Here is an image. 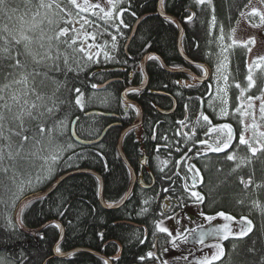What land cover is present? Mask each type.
I'll return each instance as SVG.
<instances>
[{"label": "trees", "instance_id": "trees-1", "mask_svg": "<svg viewBox=\"0 0 264 264\" xmlns=\"http://www.w3.org/2000/svg\"><path fill=\"white\" fill-rule=\"evenodd\" d=\"M68 14L81 18L82 13H86L91 18V23L87 27L95 29L100 41L106 39L112 40V32H116L109 22L103 18V8H89L87 12L82 11L81 7L70 3V0H58ZM96 2V0H95ZM249 0H211V3L196 5L194 0H167L169 7L164 8L166 12L177 16L183 26V46L187 54L192 58H201L206 56L211 49L213 36L210 34V21L214 16L217 24L224 27L227 34H230L245 9L244 5ZM24 0H10L9 8L19 11H9L7 15L0 12V28L7 25L10 29H19L20 21L18 17L23 15L28 7ZM158 0H131L130 12H135L132 16L129 13L124 14V22L129 25L128 28H121L123 35L116 39V55L112 59H100V63L89 61L84 53L73 51L67 48L65 44L60 45L62 52H67L70 58L71 66L76 67L78 61L83 66L82 70L69 72L65 75H58L56 80L60 85L52 81H45L40 91L51 94L59 87L57 95L65 98L69 102L62 107L57 119L70 118L67 121V128L64 134L53 133L54 143L46 145L54 151L56 145L66 146L73 144L74 149L64 151L61 158L53 166L54 171L50 179L34 188L26 189L22 193L11 185L7 179L0 174V226L5 223V214H11L16 203L25 195L36 192L48 186L60 173L75 167L77 165L92 166L98 169L105 178V195L108 200L116 201L118 196H122L129 183V173L125 163L117 154L116 143L120 133L119 126L109 128L104 138L92 145H79L74 142L70 132L72 115L78 116L77 132L84 138H93L100 134L106 123L107 117L101 115H85V110L94 105H102L106 109L117 111L120 114V121L123 124L130 122L134 116L135 107H129L128 112L123 114L119 109L117 91L122 81L112 82L109 86L98 90L93 88V84L107 75L106 67L118 65L125 67V70L119 73L124 80L127 78V72H133L134 80L138 81L142 77L141 64L139 62L142 53L147 51L157 52L162 55L168 64L177 66L185 64L181 56L178 45V26L171 23L168 17L161 15L157 11ZM143 5V7L141 6ZM123 6H129V0H124ZM103 9L104 11H101ZM57 20H64V13L56 9ZM143 12H152L146 16L138 25V28L128 45L127 55L123 45L126 40L132 23L136 17ZM195 12L196 16L192 22L186 21V16ZM93 13H96L94 15ZM11 16V19L8 17ZM25 20L29 17L25 16ZM39 19V18H38ZM64 23H60L62 27ZM44 31L48 35H53L54 30H58L55 25H48L47 21L43 24ZM99 33V34H98ZM6 35V33H0ZM32 35V33H29ZM19 33H17V38ZM72 33L68 34V41L71 42ZM103 42V41H102ZM3 42L0 41V46ZM147 45H150L148 47ZM75 47L78 49V43ZM23 51V49H21ZM36 51V49H34ZM15 54V53H13ZM206 58V57H205ZM22 62L31 65L30 58H22ZM7 61L0 60V65ZM149 74L148 85L142 91H132L131 96L140 102L144 108V120L141 123L144 136V154L147 155L146 165L141 167L139 157L142 154V143H137L135 139H141V134H135L139 129L131 130L124 138L125 152L139 173L144 176V182L155 181L150 188L137 185L127 201L118 207H104L98 200V188L96 177L88 173H74L64 178L50 194L32 199L25 205L23 210V222L27 226H37L48 219H59L65 227V235L60 241V248L65 251L73 246H88L100 249V234L106 237H115L122 243V251L119 257L113 259V264H154L156 257L153 251L155 241L158 242V248L167 240V234L159 232L154 222L163 216L162 209L167 206V216L178 214L180 206L184 202L195 201L190 196L194 190L199 191L204 197L203 208L210 213L226 212L233 215H244L252 221L253 231L243 239H236L232 244L231 240H226V246L230 251V256L225 264H261V257L264 256V152H259L253 156L247 147L238 145V137L243 130L240 120L243 116L236 112V108L241 106V88L247 86L246 77L249 72L247 50L243 45H233L230 56V113L229 120L234 131V140L230 149L215 153L210 150L201 151L205 145L199 143L200 140H207L208 144L214 145L218 136L222 134L218 131H212L213 122L206 123L202 119L199 104V95L207 90V83L195 82L192 84H183L182 86L172 82V73L163 68L159 58L147 61ZM31 70V67H29ZM19 71L15 78L19 79ZM12 79V78H9ZM41 77H37L39 84ZM256 86L250 93H258L264 85V71L257 69L254 74ZM5 79V73L0 70V86L8 83ZM191 85V86H189ZM23 84L13 85V90L22 89ZM156 87L171 92L177 99V106L173 112L164 113L157 109L160 106L164 109L173 107L172 97L166 95H151L149 89ZM79 88L84 93V108L81 110L75 105L76 93L70 91ZM187 105V108L185 107ZM130 116L131 118H128ZM184 121V124H180ZM199 121V122H198ZM52 126L49 121L48 127ZM207 132L206 136L204 133ZM155 134V139L153 136ZM167 137V140H165ZM167 144L168 147H164ZM157 145H160L157 151ZM179 147L180 151H176ZM230 152L235 153L234 160H228L226 157ZM199 153V155L197 154ZM75 154V155H74ZM73 159L69 160L68 157ZM253 158L251 161L249 159ZM189 159V161H188ZM192 160V162L190 161ZM39 161L37 166H39ZM245 164V165H244ZM195 165L199 174L189 171V166ZM239 165V167H237ZM35 175L36 169H28L23 178L27 179V172ZM252 178V184L245 187L241 183V178L247 182ZM8 185V190L5 189ZM164 189H168L167 192ZM18 195V199L15 198ZM13 200H15L13 206ZM148 203L145 204L144 201ZM243 201L240 203L238 201ZM256 201L259 206H254ZM141 209H147L141 212ZM63 212L60 216L58 213ZM124 220L140 223L135 225L127 223ZM71 222V223H69ZM36 239L32 234L18 228L14 238L16 244L14 249L8 251L13 256H19L20 251L28 257L27 264H43L44 258L52 253L55 243L59 237V228L55 224H49L39 231ZM43 237V239H41ZM143 241V243H141ZM255 242V243H253ZM235 245V247H233ZM249 248H254L250 252ZM118 249L111 243L104 247V252L112 254ZM149 252L154 256L149 257ZM61 254V252H60ZM60 254L54 255L47 260V264H104V260L88 251H78L68 256ZM144 257L143 260L140 258Z\"/></svg>", "mask_w": 264, "mask_h": 264}, {"label": "snow or ice", "instance_id": "snow-or-ice-1", "mask_svg": "<svg viewBox=\"0 0 264 264\" xmlns=\"http://www.w3.org/2000/svg\"><path fill=\"white\" fill-rule=\"evenodd\" d=\"M26 5H32L33 0H24ZM109 5V10L104 11V17L113 27L118 35H123L121 28H128L124 22L123 16L130 12L131 0H129V6L125 8L123 6L124 0H107ZM196 5H204L206 3H211V0H194ZM10 0H0V12H4L6 15L9 11L17 12L18 8L10 9ZM70 3L77 8L81 5L77 0H70ZM260 3L264 5V0H260ZM252 0H249L248 4L244 5L245 8L251 7ZM85 5L82 8L83 12H87L89 7L100 8V4L95 5L88 4V0H85ZM143 7V5H141ZM169 7L167 0H159L158 9L161 10V15H165L162 11L164 8ZM56 9L60 12L65 10L61 7L58 0H35V4L32 7H28L23 15L18 17L20 21L19 29H10L7 25L0 28V33H6V35H0V41L3 42L0 46V60L7 61L6 64L0 65V70L5 73V79L9 80L8 83L0 86V174H2L7 181L15 186L18 192L22 193L26 189L34 188L40 184L46 182L51 178L54 165L61 158L64 151L74 147L73 144H67L66 146L56 145L54 151L47 147L46 145H52L54 143L53 133L58 132L64 134L67 128V118L57 119L58 114L62 111V107L69 101L61 96L57 95L59 87L53 91L50 95L40 91V88L44 86L45 81H52L60 85V82L56 80L58 75H67L72 71L82 70L83 66L76 62V67L71 66V61L67 52H62L60 49L61 44H65L67 48H71L74 52H85L86 47L81 44L79 49L75 47L76 40L73 39L71 42L68 41V34L74 29L69 27H59L60 23L70 24L69 20H57L56 16L58 13ZM96 15V13H93ZM132 16H135V12H130ZM69 15H71L69 13ZM245 13L241 12V16ZM249 19H258L259 23L253 24V27H264V9L251 7L250 13L247 14ZM28 16L29 19L25 20L24 17ZM196 16L195 12H191L186 16L187 22H192ZM11 19V16L8 17ZM39 18V19H38ZM169 22L176 23L173 17H168ZM47 21L48 25H55L58 30H54L53 35H48L43 28L44 22ZM87 22V21H85ZM213 23H215V17H213ZM222 31V28H221ZM17 33L19 37L17 38ZM32 33V35H29ZM95 39V37H93ZM255 42V38H250V40L244 45L246 48L249 44ZM235 43V42H234ZM150 47V45H147ZM89 49L93 47L92 45L87 46ZM98 47V46H96ZM112 48H116V36L112 37ZM23 49V51H21ZM36 49V51H34ZM251 51V48H248ZM15 53V54H13ZM96 56L99 55L97 52ZM27 57L31 60V65L29 66L26 62H22V58ZM105 60L112 59L108 51L104 52ZM147 59L154 60L158 57L149 55ZM88 60L93 63H100L99 59H93V54L89 51ZM261 64H264V57H258L257 61L254 62L256 68H260ZM31 67V70H29ZM252 66H249V72L246 77L247 86L246 88H241L240 84L236 87L241 89V97L238 99L242 100V104L245 106L237 107L236 112L240 113L243 117H251L252 123L246 124L243 119L240 120V124L243 125V130L240 132L238 137V145L245 146L248 148L249 152L255 156L259 152H264V131H259L260 124L256 122V111H255V101H259V117L260 121L264 122V88L260 89V95H244V93L251 90L256 86V80L251 71ZM19 71L20 78H15L17 72ZM37 77H41L39 84H37ZM12 78V79H9ZM227 79V77H224ZM194 79H196L194 77ZM179 83V82H178ZM23 84L22 89L13 90V85ZM191 86V85H189ZM92 87L95 89L97 85L93 84ZM76 93L75 105L81 110L84 108V93L81 92L79 88L72 89ZM222 104H226L227 101L223 96L219 97ZM127 107V101H123ZM187 108V105H185ZM212 107V104H209ZM220 113L224 116H228L229 113L226 108L221 107ZM202 119L206 123H210L209 117L207 115H202ZM79 117L71 121L72 125L75 126L78 122ZM49 121L52 122V126L48 127ZM199 122V121H198ZM180 124H184V121H180ZM212 131H218L222 136H218L216 143L214 145H209L207 140H200L199 143L206 145L210 151L215 153L223 152L225 149H230L232 146V141L234 138V131L231 124L224 123L216 125ZM251 130V136H246V133ZM206 136L207 132L204 133ZM76 131L73 127L71 131V136L76 137ZM155 139V134L153 136ZM167 140V137H165ZM86 143H92V141H87ZM160 145H157V151L160 149ZM164 147H168L167 144ZM176 151H180L179 147ZM199 155V153H197ZM75 155V154H74ZM228 160L235 159V153L230 152L227 157ZM72 160L73 157H68ZM39 166H37V162ZM239 167V165H237ZM36 169L35 175L29 171L27 172V179L23 176L28 169ZM189 171L194 172L196 175L199 174V170L195 168V165L189 166ZM241 183L245 184L247 188L248 185L252 184V178L249 177L247 182L241 178ZM258 187H264V185H258ZM5 189L8 190V185H5ZM165 192L168 189H164ZM192 198L199 203H203L204 197L201 193L192 191L190 193ZM18 199V195L15 197ZM32 199H40L39 196L33 197ZM0 202H3L0 200ZM30 201H25V204ZM243 203V201H238ZM15 200H13L14 206ZM145 204L148 203L147 200L144 201ZM254 206H259L256 201H253ZM111 207L112 205H107ZM23 205L21 206V209ZM264 210V208H262ZM147 209H141V212H146ZM63 216V212L58 213ZM161 215L165 218L172 219V217L167 216V206L162 209ZM200 215L204 216L203 212ZM222 217L228 221H234L236 218L226 214L225 212H217L214 216H205V219L209 222L214 221L216 217ZM5 223L0 226V264H27L28 257L23 251H20L19 256H13L9 249H14L16 240L14 238L16 230L22 225L20 220V214L17 213L15 221L11 214H5ZM71 223V222H69ZM156 229L161 233H166L170 238V243L173 248H179L181 242L186 243L188 240V235L196 233V229H177L175 230V235L173 231H170L163 224V219L154 222ZM239 225V230L233 232L232 229L224 224L220 227L210 226L204 229L201 226V230L198 235L194 236L197 243L204 244L205 237H219L222 240H228L230 237L243 239L249 233L253 231V224L251 220L247 217H241L237 221ZM56 228H62L59 223L55 224ZM188 232V235H184ZM101 239H103V233L100 234ZM43 239V237H41ZM143 243V241H141ZM255 243V242H253ZM211 247L215 248L216 251L210 256H205L196 261V264H213L214 261L220 260L225 252L223 245L221 243H216ZM235 247V245L233 246ZM56 253L61 252L60 242L54 249ZM250 252H254V248H249ZM149 257L154 256V253L149 252L147 254ZM191 255V252H189ZM141 260L144 257L140 258ZM185 261L188 260L187 256L180 257ZM104 264H109L106 259ZM167 264V262H165ZM261 264H264V256L261 257Z\"/></svg>", "mask_w": 264, "mask_h": 264}, {"label": "bare ground", "instance_id": "bare-ground-1", "mask_svg": "<svg viewBox=\"0 0 264 264\" xmlns=\"http://www.w3.org/2000/svg\"><path fill=\"white\" fill-rule=\"evenodd\" d=\"M99 3L101 8L104 9V6H106L107 4V0H103V1H100V0H96V4ZM65 11L63 12L64 13V20H69L71 21L70 24H64L62 27H69L70 29H74V31H70L69 33H72V37L70 40H73L75 39L76 42L78 43V49L80 47L81 44H84L85 47H86V51L83 52L85 54V56L88 58V53L89 51L93 54V59H100L104 57V52L105 51H108L111 55V57H114L116 55V49H117V44H116V48L113 49L112 48V40L110 41H107L106 39L100 41L98 36H97V32L95 29H92V28H89L87 27V24L91 23V18L88 14L86 13H82L83 17H84V21H79V20H76L74 19L71 15L68 14V11L63 7L61 6ZM84 6H82L83 8ZM89 8H92V7H89ZM106 10V9H105ZM107 11V10H106ZM144 13V12H143ZM143 13L139 14L136 19L134 20V22L132 23V26H131V29L128 33V35L126 36V40H125V43L123 45V48H124V51L127 55H129L128 53V45L130 44V41L129 43L127 44V40H128V37L131 33V30L133 28V25L134 23L136 22L137 18L140 17ZM144 20V18L142 19ZM87 21V22H85ZM141 23V22H140ZM139 23V24H140ZM138 28V26H137ZM136 28V30H137ZM136 32V31H135ZM99 34V33H98ZM135 34V33H134ZM227 34V33H226ZM112 36H116V39H118V36L116 34V32H112ZM134 36V35H133ZM93 37H95V39H93ZM133 38V37H132ZM131 38V39H132ZM93 42V43H92ZM93 45V47H91L90 49L87 47L89 45ZM183 45V43H182ZM98 46L100 49H97ZM212 46H214L211 51L204 57H201V58H198L197 59V64L202 66V67H199L197 69H192L191 67L187 66V65H184V64H180V67H179V70L178 71H171V73L173 74L172 77H171V80L172 82H174V80L176 82H181L179 85L182 86L183 84H192V83H195L197 81V79H199L203 74H205L206 72V69H205V66L207 65H213L215 62H216V57H215V54L217 51L220 50V46L219 44H216V42L213 44L212 43ZM99 53L98 56H96L95 54L96 53ZM149 52V51H147ZM153 52V51H152ZM162 56V55H161ZM157 57V56H156ZM205 57H207L208 59H206ZM144 58V53L141 54L140 56V59H139V62L141 64V61L142 59ZM159 58V57H158ZM160 60V59H159ZM165 60V59H164ZM166 62V60H165ZM160 63L162 64L161 60H160ZM167 63V62H166ZM168 64V63H167ZM163 65V64H162ZM169 67H172V68H177L178 66H170V64H168ZM142 69V67H141ZM105 70L108 72L107 75L102 79V81H99L97 84V89L98 90H102L103 88L109 86L112 82H119V81H122V84L120 85V87L118 88V91H117V97H118V102H120V107L119 109L122 110L123 114L125 112H128V109L130 106H134L135 107V111H134V116L132 117V119L130 120V122L126 123V124H123L121 121H120V114L119 112L117 111H112V110H108L106 109L107 107H104L102 105H94L92 106L91 108L85 110V115H101V116H104V117H107L109 122L106 123V125L103 127V129L101 130L100 134L96 137H93V138H84L82 136H80L77 132V129H76V126H77V123L75 125V131H76V137H73V140L74 142H76L77 144L79 145H92V144H96L98 142H100L107 130L113 126H119L120 127V133L117 137V143H116V150H117V154L118 156L121 158V160L125 163L127 169H128V173H129V183H128V186L126 188V190L124 191L123 195L121 196H118V200L116 201H111V200H108L106 195H105V178H104V175L96 168L92 167V166H82V165H77L75 167H72V168H69L65 171H63L62 173H60L59 175H57V177L48 185L46 186L45 188L43 189H40V190H37L35 193H40V192H43L44 190H46L47 188H49L54 182H56L61 176L69 173L67 176H70L74 173H88V174H91L93 176L96 177V180H97V188H98V200L99 202L104 206V207H108L107 205H112L111 207L115 208V207H118L120 205H123L127 199L131 196L134 188L139 185L140 187L144 188V183L146 184V182H144V175L142 173H139V171H137V169L135 168V166L131 163V161L129 160L126 152H125V149H124V138L126 137V135L133 129L135 128H138L139 130L137 132H134L135 134H141L143 136L144 132L142 131L143 128H141V123L138 124V125H135L133 127H131L123 136L122 138V148H123V152L128 160V162L130 163V165L134 168L135 172H136V181H135V184L133 186V189L132 191L129 193V195L127 196V198L125 199V195H126V192L128 191L129 189V186H130V183H131V180H132V173H131V170L128 166V164L125 162V160L123 159V157L121 156L119 150H118V141H119V136L121 134V131L123 130V128H125L126 126L132 124L133 122H135L140 116H142V121L144 120V108L142 106V104L140 102H138L135 98H133L131 96V93L132 91H142L144 93V86L143 87H139V86H142L144 85V71L142 69V77L140 80L136 81L134 80V76H133V72L132 70L127 72V78L126 80L123 79L122 76L119 75V73L123 70H125V67L123 66H118V65H113V66H109V67H106ZM167 70V69H166ZM169 71V70H168ZM194 77L196 79H194ZM149 80V79H148ZM106 82V83H105ZM105 83V84H104ZM101 84H104V85H101ZM148 84V83H147ZM125 90V94L123 96V91ZM219 92L218 91H215L214 90V85H212L210 88H207L206 91H203L201 93H198L199 95V104L200 106H204L203 107V115H207L213 122L215 120L216 117L218 118H223L221 116H219L220 114V110H212V108H210L208 106V101L210 98L214 97L213 95H222L223 92H224V89L222 87L219 88ZM149 93L152 95H166V96H169L171 95L172 93L169 92V91H166L164 89H158L156 87H151L149 89ZM223 91V92H222ZM218 92V93H216ZM126 99H129V100H135L136 102L139 103L140 107H141V110H142V114L140 113V110H138L137 106L132 104V102L126 100ZM123 101H127V107L125 106V104L123 103ZM176 104V102H174L173 104V107L174 105ZM158 107L160 106H157V109ZM172 107V108H173ZM161 108V107H160ZM172 108L170 109H164V108H161L163 111H168V110H171ZM175 109V108H174ZM92 110H98V111H102V112H109V113H112L114 115H105L103 113H88ZM159 110V109H158ZM161 111V110H160ZM162 111V112H163ZM174 111V110H173ZM171 111V112H173ZM164 113H167V112H164ZM170 113V112H168ZM78 116H73L71 117V121L75 120ZM128 118H131L130 116H128ZM68 123L70 122V118H68ZM223 121L225 122H228L229 124L230 123V120H229V115L228 116H225L223 118ZM116 123V124H114ZM72 123L70 124V132L72 131ZM107 128V129H106ZM106 129L105 133L103 134L104 130ZM103 134V135H102ZM100 138V139H99ZM85 140H90V141H93L92 143H85ZM135 142L137 143H142V154L141 156L139 157V162H140V165L141 167H144V136L141 138V139H135L134 140ZM74 148H71V149H68V150H73ZM253 158L249 159V161H251ZM147 161V159H146ZM245 165V164H244ZM67 176H65L64 178H66ZM63 178V179H64ZM62 179V180H63ZM61 180V181H62ZM59 181V183L61 182ZM58 183V184H59ZM155 181H151L150 183H147L149 184L150 186H148V188L152 187L154 185ZM57 184V186H58ZM56 186V187H57ZM55 187V189H56ZM54 189V190H55ZM53 190V191H54ZM100 191L103 192V197H104V201L105 203H103V200L101 199L100 200ZM51 193V192H50ZM48 193V194H50ZM48 194H44V195H41L39 197H42V196H45V195H48ZM23 199L20 198L18 200V202L16 203V205L14 206L13 208V211H12V218H13V221H15V217L17 215V213L20 214V220L22 221V225L26 228H22V227H19L20 229L24 230L25 232H28L30 234H32L36 239L38 238V236L36 235L39 231H41L42 229H44L46 226H48L49 224H56V223H59L60 225L63 226L64 228V233H63V237L61 239V241L63 240L64 238V235H65V227H64V224L62 223L61 220L59 219H48L46 221H44L42 224H39L37 226H27L24 222H23V210L25 208V205L23 206V208L21 209V201ZM188 202H184L182 203V205L180 206V209H182V207L187 204ZM126 221L127 223H131V224H135V225H141L140 223H135V222H132V221H128V220H124ZM45 223H47L46 225H44ZM44 225L41 229L35 231V232H30L29 230H32V229H35V228H38L40 226ZM28 229V230H27ZM61 237V228H59V237H58V240L60 239ZM100 240H101V248L100 249H97V248H92V247H88V246H73L65 251H62L61 250V254L62 256H68V255H71V254H74L75 252H78V251H88L94 255H97L99 256L100 258H102L104 261L107 259L109 261L110 258H112V256H114L115 254H118L119 252L122 251V243L120 242V240H118V238H115V237H106L103 235V239H101V236H100ZM115 244V246L118 247V249H116L115 252H113L112 254H107L106 252H104V247L108 244ZM166 247V240L163 242V244L160 246V248H158V242L155 241L154 243V248H153V251L155 253V257H156V260L158 259V257L161 256V252L163 251V249ZM72 250V252L70 253H67L65 254L66 252ZM54 255H57L55 252H54V248H52V253L48 254L44 260H43V264H47V260L51 257H53ZM113 259L112 258V264H113ZM138 264V263H137ZM141 264V263H139Z\"/></svg>", "mask_w": 264, "mask_h": 264}, {"label": "rangeland", "instance_id": "rangeland-1", "mask_svg": "<svg viewBox=\"0 0 264 264\" xmlns=\"http://www.w3.org/2000/svg\"><path fill=\"white\" fill-rule=\"evenodd\" d=\"M80 2V4L82 6H86L85 5V0H77ZM103 1V0H100ZM88 4H92L95 5L96 2L95 0H88ZM251 7H256V8H262L264 9V5H262L260 3V0H252V4ZM251 7L249 8H245L242 12L245 13L244 16H241L236 23V26L234 27L231 36H228L226 34V32H222L219 35L220 39H215V37L213 38V44L216 41V44H218V40H219V46L222 45V41L223 39L226 40V42L228 43L229 41L231 42H235L238 45H245L250 38H255V42L252 44H249L248 47L246 48L247 50V56H248V65L252 66L251 71L253 73V75L255 74V70L256 69H262L264 71V64H261L260 68H256L254 66V62L257 61L258 57H264V27H253V24L256 23L258 24L259 21L258 19H252L250 20L248 17V13H250L251 11ZM104 9H106L107 11L109 10V5L108 2L106 4V6H104ZM74 19H77V16H73ZM215 23H213L212 21V26ZM230 39V40H229ZM93 43V42H92ZM227 48H228V44ZM92 45V44H91ZM93 46V45H92ZM224 46L220 47V50L216 52L215 54V59L216 62L211 65L212 67V72H211V77L213 79V84H214V90L215 91H220L219 88L222 87L224 89L223 94L221 95H213L214 97L210 98L208 101V106L211 103L212 104V110H220L221 107H224L227 109L228 113H229V102L226 100L225 95L226 94L228 96V92H227V88H228V84H227V80H228V70H229V60H228V54L229 51H224ZM248 48H251V51H248ZM97 49H100L99 47ZM229 50V48H228ZM224 77H227V79H225ZM246 88V87H245ZM264 88V85H263ZM216 92V93H218ZM244 95H254V96H259L260 92H258L257 94H251L248 92L244 93ZM223 96L224 99L227 101L226 104H222L221 100L219 99V97ZM259 101H255V111L256 113H259ZM242 106H244V104H242ZM241 106V107H242ZM219 116L221 117H225L224 115H222L221 113L219 114ZM258 117V115H257ZM257 117H256V122H257ZM223 118H218L216 117L214 122H213V127H215L216 125H220V124H224V123H228L223 121ZM244 118V122L246 124H251L252 123V118L251 117H243ZM259 123V122H257ZM229 124V123H228ZM261 126L259 128V131H263L264 127L261 123H259ZM252 132L251 130L249 132L246 133V136H251ZM218 133L215 135L216 137H218ZM211 145V144H209ZM209 150V148L205 145L204 149L202 148L201 151H207ZM189 161V159H188ZM192 162V160H191ZM196 192H199L197 190H194ZM203 212L205 215L202 216L200 215V213ZM216 213H210L208 211H206L203 206L202 203H199L197 201H193L191 203H187L185 204L182 209H180V212L177 216L175 215H168V217H172V219H168L165 217L160 218L159 220L163 219V224L165 227H167L170 231H173V234L175 235V230L177 229H193L195 228L197 231L196 233H193L192 235H188V232H185L184 235H188V240L186 243L181 242V246L179 248H173L171 246L170 243V238L167 237L166 240V247L163 249V251L161 252V256L158 257L157 260H155L154 264H165V262H167V264H196V261L202 257L208 256L210 257L215 251L216 249L211 247L212 245L216 244V243H221L223 245L224 248V256L218 260V261H214L213 264H225V262L228 260V257L230 256V251L228 250V246H226L225 240L220 239L219 237H205V241L204 244H200L197 243L196 239H194V236L198 235V233L201 230V226L209 228L210 226H214V227H220L224 224H227L233 232H236L239 230V225L237 224V221L240 220L241 217H245L244 215H233L231 213H226L229 214L233 217H235L236 219L234 221H228L225 220L222 217L217 216L216 219L214 221H207L205 219V216H214ZM158 220V221H159ZM232 244L235 243V240L237 238L234 237H230ZM189 252H191V255H189ZM183 256H187L188 260L185 261L183 259H180V257Z\"/></svg>", "mask_w": 264, "mask_h": 264}, {"label": "water", "instance_id": "water-1", "mask_svg": "<svg viewBox=\"0 0 264 264\" xmlns=\"http://www.w3.org/2000/svg\"><path fill=\"white\" fill-rule=\"evenodd\" d=\"M158 3H159V0H158ZM157 11L161 14V10L158 9V4H157ZM162 11L165 13V15H163V16H166V17H173L174 20L176 21L175 24L178 26L177 45H178V49H179V52H180L181 56H182L184 59H186L187 61H189V62H195L191 57H189V56L187 55V53L185 52V50H184V48H183V45H182V38H183V32H184V26H183L182 22H181L180 19H179L177 16H175L174 14L166 12L165 9H163ZM151 13H152V12H144L140 17L137 18L136 22H135L134 25H133V28H132V30H131V33H130V35H129V37H128L127 44L129 43V41H130L131 38L133 37V35H134L135 31H136V28H137V26L139 25V23L142 21V19L145 18L146 16L150 15ZM149 55H153V56H157V57H159V59L161 60L163 66H164L167 70H169V71H178V70H179V68H172V67H169L168 64L165 62L164 58H163L160 54H158L157 52H152V51L146 52V53L144 54V58H143L142 61H141V67H142V69H143V71H144V73H145V80H144V85L139 86V87H143V86L145 87V86L147 85V83H148L149 74H148V72H147V67H146V66H147V60H148L147 57H148ZM205 67H206V66H205ZM206 69H207V71H209L208 67H206ZM200 78H202V77H200ZM105 83H106V82H105ZM105 83H104V84H105ZM104 84H101V85H104ZM124 94H125V90L123 91V96H124ZM126 100H128V101L132 102V104L136 105L137 108H138V110H140V113L142 114V110H141V107H140V105H139L138 102H136L135 100H129V99H126ZM175 107H176V104L174 105V107H173L171 110H168V111H163L160 107H158V109L161 110V111H163V112H167V113H168V112L173 111ZM88 113H103V114H105V115H114V114L109 113V112H102V111H98V110H92V111H90V112H88ZM140 123H142V116H140V117H139L135 122H133L132 124H130V125L126 126L125 128H123V130L121 131V134H120V136H119V141H118V144H117V146H118V150H119L121 156L123 157V159L125 160V162L128 164V166H129V168H130V170H131V173H132V180H131V183H130L129 189H128V191L126 192V195H125V197H124L125 199L127 198V196L129 195V193H130V192L132 191V189H133V186H134L135 181H136V172H135L134 168H133V167L130 165V163L128 162V160H127V158H126V156H125V154H124V152H123V148H122V138H123L124 134H125V133H126L131 127H133V126H135V125H138V124H140ZM114 124H116V123H114ZM73 127L75 128V126H72V129H73ZM106 129H107V128H106ZM106 129L104 130L103 134L105 133ZM103 134H102V135H103ZM99 139H100V138H99ZM87 141H90V140H85V143H86ZM92 142H93V141H92ZM146 159H147V155H144V164H146ZM69 173H70V172H69ZM69 173H67V174H65V175H63V176H61L56 182H54L49 188H47V189L44 190L43 192H40V193H33V194H30V195L25 196L24 198H22L23 200L21 201L20 206H22V205L24 206V205H25V201H30V200H32L33 197L41 196V195L48 194V193L52 192V191L55 189V187L57 186V184L59 183V181H61V180H62L65 176H67ZM153 181H154V180H153ZM148 186H150V185L147 184V183H146V184L144 183V187H148ZM101 199L103 200V203H105V201H104V197H103V192H102V191H100V200H101ZM46 224H47V223H45L44 225H46ZM44 225H42V226H40V227H38V228H35V229H32V230H29V231H30V232H35V231L41 229ZM61 226H62V225H61ZM20 227L25 228L23 225H21ZM25 229H26V228H25ZM27 230H28V229H27ZM63 233H64V228H63V226H62V228H61V237H60L59 240H57V242H60V241H61V239H62V237H63ZM57 242H56L55 245H54V249H55V247H56V245H57ZM54 252H55V251H54ZM70 252H72V250L66 252L65 254L70 253ZM55 253H56V252H55ZM56 254H60V253H56ZM120 254H121V252H119L118 254H115L114 256H112V258H117V257L120 256ZM112 258L109 259V264H112Z\"/></svg>", "mask_w": 264, "mask_h": 264}, {"label": "flooded vegetation", "instance_id": "flooded-vegetation-1", "mask_svg": "<svg viewBox=\"0 0 264 264\" xmlns=\"http://www.w3.org/2000/svg\"><path fill=\"white\" fill-rule=\"evenodd\" d=\"M192 58V57H191ZM195 62H189V61H187V60H185V64L184 65H187V66H189V67H191L193 70L194 69H197V68H199V67H202V66H200V65H198L196 62H197V59L198 58H192ZM206 59H208L207 57H206ZM162 65V64H161ZM163 66V65H162ZM171 66V65H170ZM178 67L177 68H179L180 67V65H177ZM206 67H208V69L210 70V71H206L205 72V74H203L201 77L202 78H199V79H197V80H195V81H197V82H200V83H207L208 84V87L207 88H210L211 86H212V77H211V65H207ZM163 68L166 70V68L163 66ZM206 69V68H205ZM168 71V70H167ZM147 72H148V69H147ZM171 72V71H170ZM176 82V81H175ZM177 83V85H179L181 82H176ZM148 85V84H147ZM146 85V86H147ZM146 86L144 87V88H146ZM170 97H172L173 99V101H172V103L174 104V102H176V106H177V99H176V97L173 95V94H171V95H169ZM203 107L204 106H200V110H199V113H201V115H203ZM176 108V107H175ZM210 119V118H209ZM210 121H211V119H210Z\"/></svg>", "mask_w": 264, "mask_h": 264}]
</instances>
